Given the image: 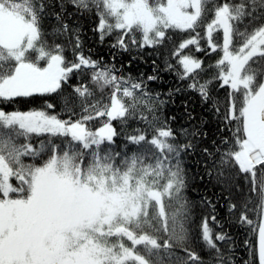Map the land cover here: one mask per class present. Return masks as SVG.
<instances>
[{
    "label": "snow or ice",
    "instance_id": "1",
    "mask_svg": "<svg viewBox=\"0 0 264 264\" xmlns=\"http://www.w3.org/2000/svg\"><path fill=\"white\" fill-rule=\"evenodd\" d=\"M0 264H264V0H0Z\"/></svg>",
    "mask_w": 264,
    "mask_h": 264
},
{
    "label": "trees",
    "instance_id": "2",
    "mask_svg": "<svg viewBox=\"0 0 264 264\" xmlns=\"http://www.w3.org/2000/svg\"><path fill=\"white\" fill-rule=\"evenodd\" d=\"M85 40H86V47L92 48L94 53H99L101 56H103L105 59L110 58V50L108 48V44L105 43L102 46H97L96 44V37L93 36L92 32L90 30H86L85 33ZM119 59V57H117ZM145 61H139V62H134L131 68H128L126 66V71H131L133 75H137L140 72L144 73H151L152 72V64H151V58L145 56ZM157 63H160V61H157ZM161 75L164 77V83L161 85L159 82H157L156 85H153V87H162L165 91L169 87V82L174 83V78L171 77L169 74L166 73H161ZM186 97L180 94H177L175 97V105H171L170 108L173 111L177 112H182L183 107L181 106V101L184 100ZM196 110L197 112L200 111L199 106L196 105ZM122 141H118L120 143ZM187 159V163L190 167L195 168V156H190ZM192 189H197V191H192ZM204 194V187L203 185H197L193 184L191 185L189 189V196L192 197L193 199H196L198 196H201ZM209 195H211V190H209ZM225 230H227V224H225ZM240 255H243V251L239 253Z\"/></svg>",
    "mask_w": 264,
    "mask_h": 264
}]
</instances>
